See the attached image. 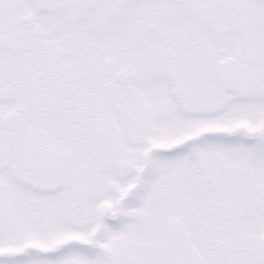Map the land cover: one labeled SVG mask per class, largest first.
Segmentation results:
<instances>
[{
    "label": "snow or ice",
    "instance_id": "obj_1",
    "mask_svg": "<svg viewBox=\"0 0 264 264\" xmlns=\"http://www.w3.org/2000/svg\"><path fill=\"white\" fill-rule=\"evenodd\" d=\"M0 264H264V0H0Z\"/></svg>",
    "mask_w": 264,
    "mask_h": 264
}]
</instances>
